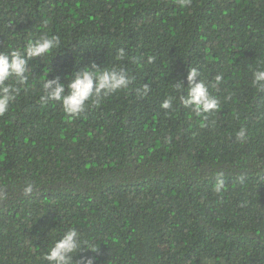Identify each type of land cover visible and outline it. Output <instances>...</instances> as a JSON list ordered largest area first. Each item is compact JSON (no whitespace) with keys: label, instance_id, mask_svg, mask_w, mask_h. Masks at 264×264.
<instances>
[{"label":"trees","instance_id":"trees-1","mask_svg":"<svg viewBox=\"0 0 264 264\" xmlns=\"http://www.w3.org/2000/svg\"><path fill=\"white\" fill-rule=\"evenodd\" d=\"M41 35L60 49L6 82L0 264H47L69 228L73 264H264V0H0V53ZM93 62L133 83L75 117L41 99L46 78L67 86ZM191 68L218 110L183 105Z\"/></svg>","mask_w":264,"mask_h":264},{"label":"clouds","instance_id":"clouds-1","mask_svg":"<svg viewBox=\"0 0 264 264\" xmlns=\"http://www.w3.org/2000/svg\"><path fill=\"white\" fill-rule=\"evenodd\" d=\"M187 0H181V4ZM61 47L58 36L41 35L39 38L30 40L24 50H13L10 54L0 53V116L9 111L10 104L15 99V89L7 86V81L12 78L21 84L27 81L28 60L46 56H54ZM125 52L118 51L117 60L123 59ZM201 73L196 68L188 71L186 89L187 95H180V100L186 108H190L197 116H204L219 109L220 104L216 97L210 94L206 83L200 78ZM217 82L221 80L216 77ZM133 83V77L123 68L99 67L96 63L76 71L67 86L61 83L59 77L47 79L43 82L44 95L42 100L62 103L63 111L72 116H78L88 106L91 100L99 101L112 93L124 90ZM252 85L264 88V69L253 72ZM178 91L184 89L182 82L174 86ZM182 93V92H181ZM174 97L166 98L161 108L168 110L173 106ZM245 130L242 128L237 133V139H243ZM224 188L222 174L217 178L214 190L220 192ZM30 194L32 186L24 189ZM82 248L79 232L75 228L67 229L59 239H54L45 256L47 264H73V257ZM91 264V261H88Z\"/></svg>","mask_w":264,"mask_h":264}]
</instances>
